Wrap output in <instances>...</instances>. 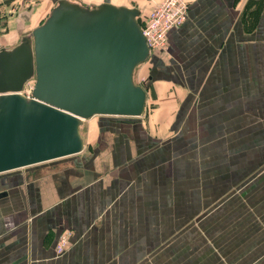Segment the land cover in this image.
<instances>
[{"label":"crops","instance_id":"crops-1","mask_svg":"<svg viewBox=\"0 0 264 264\" xmlns=\"http://www.w3.org/2000/svg\"><path fill=\"white\" fill-rule=\"evenodd\" d=\"M110 1L140 8L141 19L161 0ZM187 1V19L169 29L165 48L149 53L156 55L153 80L148 75L161 105L155 112L168 120H151L146 137L139 123L106 122L123 133L112 138L93 136L91 122L84 153L0 172V264H264L258 220L237 212L241 203H213L222 188L203 180L226 177L225 140L202 139L197 173L191 148L177 149L182 136L166 135L173 102L187 90L209 98L204 112L216 114L202 120L209 133L239 125L264 131V0ZM25 10L30 18L20 26L13 15L16 31L33 20L35 6ZM63 230L69 245L56 254Z\"/></svg>","mask_w":264,"mask_h":264},{"label":"water","instance_id":"water-1","mask_svg":"<svg viewBox=\"0 0 264 264\" xmlns=\"http://www.w3.org/2000/svg\"><path fill=\"white\" fill-rule=\"evenodd\" d=\"M140 12L109 0H57L12 46L0 37V82L21 80L0 89V172L82 151L80 127L95 114H142L150 81L136 83L133 72L150 48Z\"/></svg>","mask_w":264,"mask_h":264},{"label":"rangeland","instance_id":"rangeland-1","mask_svg":"<svg viewBox=\"0 0 264 264\" xmlns=\"http://www.w3.org/2000/svg\"><path fill=\"white\" fill-rule=\"evenodd\" d=\"M78 1L82 4H92L84 0ZM122 1L134 3L131 0ZM56 2L57 0H6L5 2H0V37L5 42H7L9 38L10 40L8 41V44H14V41H17L19 36L23 32L29 31L30 29H32V26L34 27V25L42 22L43 19L48 15L50 9L56 4ZM31 5L35 6L33 20L27 21L24 27H21L18 31H16L13 15L18 16V13ZM43 13L45 14L41 17ZM141 19L139 15L138 20L140 23L142 22ZM155 58V54H149L146 60L136 65L133 72V79L136 83H147L149 80V74L152 75L151 79L153 80L154 75L152 73L155 70ZM20 82L21 80H17L15 82L1 81L0 89L17 87ZM31 82L34 83L33 78L27 80L26 83L28 84ZM201 84L202 82L200 83V85ZM155 85L156 84L154 82L148 85V87L146 88L147 95L149 93V97L146 98L144 110L140 115L95 114L87 118L85 124H82L80 127V130L84 136V140L87 138L86 135L89 131V123L91 122L94 125L97 122L96 129L92 132L93 136L95 137H105L106 133L107 136L111 138L114 134H117L116 136L123 135V133L117 129L113 131L112 126H106V122L114 121L115 123L119 124L120 122L126 120L135 122L136 124L139 123L138 125L141 130H138V132H140L141 137H143V134L146 137L145 132L152 133L153 130L149 126V122H151V120L158 117L159 119L157 122H161L167 121L169 118V115H166V113L162 114L155 112V110H157L158 107L161 106L156 100L155 92H153V89L156 90ZM27 88L29 89L28 85ZM181 91L182 90L180 89V92ZM185 93H188V97H185V94L181 96L179 95L178 98L175 99L176 101L173 102V105L176 108V110L173 112L174 118L172 126L174 129H169L168 131H166V135L170 133L172 134L170 135L171 137L182 136V139L180 137L179 139L185 142V144L178 145L177 149L179 151H186L191 148L188 154H190L194 158L197 173L201 172V160L204 156L203 151L201 152L200 149L207 145H201L203 141L202 139L212 138L213 141L214 138H222L225 140L226 148H228L229 154L228 161H225L223 163V165H225L226 167V177L223 179L216 177L209 178L204 176L203 178L204 182H209V184L207 183L206 185H220L219 187L222 188V193L213 195V199L211 201L213 203H217L227 200L229 203H237L238 205L241 203V208L237 210V212L240 211L244 214L250 213L255 219H257L259 223V232H261V234L264 236V131L260 130V135L259 133H257V131L247 129L246 126L241 127V125H239V128L237 129H235L234 127H231L228 130L214 129L209 133L207 130L202 129V127L204 126L202 124V120H204V118L209 117V115L213 116V118L214 116H216V114L210 112H208L207 114L204 112L209 107V98L194 96L195 92L193 90H187V92ZM163 103L165 106L172 105L170 104L169 100L163 101ZM187 106L188 108H190L189 112L188 109L185 110ZM198 122L201 123L197 124ZM185 125L186 127H188V129L177 130L178 127H182ZM260 125L262 126L263 124ZM98 126H101L106 132L100 135V132L97 129ZM179 132H182V135ZM170 136L169 139H172L170 138ZM86 141L87 140H85V143ZM87 143L88 146L91 147V141L88 140ZM153 144L156 145V143ZM87 149L88 148L86 147L85 151H87ZM214 153L218 156L221 155L216 152H208V154ZM70 157L71 155L54 159L55 161H63L65 159H69ZM218 177L224 176L222 174V176ZM228 212L235 213L236 211L234 209H230ZM255 227L258 229L257 226Z\"/></svg>","mask_w":264,"mask_h":264},{"label":"built area","instance_id":"built-area-1","mask_svg":"<svg viewBox=\"0 0 264 264\" xmlns=\"http://www.w3.org/2000/svg\"><path fill=\"white\" fill-rule=\"evenodd\" d=\"M188 16V2L186 0H161L150 9L141 19L140 28L148 47L165 48L167 46L168 31L171 27L180 26ZM27 82V81H26ZM21 90L30 95L33 85L26 83ZM29 86V89L27 88ZM70 230L59 233L55 252L61 254L69 244Z\"/></svg>","mask_w":264,"mask_h":264},{"label":"flooded vegetation","instance_id":"flooded-vegetation-1","mask_svg":"<svg viewBox=\"0 0 264 264\" xmlns=\"http://www.w3.org/2000/svg\"><path fill=\"white\" fill-rule=\"evenodd\" d=\"M28 13V11H26L25 9H23L21 12H20V14L18 15V18H17V25H21V22H22V20H23V18L26 16V14ZM10 39L8 38V41H9ZM7 41V42H8ZM10 45V44H9ZM13 45V44H12ZM12 45H10V46H12Z\"/></svg>","mask_w":264,"mask_h":264},{"label":"bare ground","instance_id":"bare-ground-1","mask_svg":"<svg viewBox=\"0 0 264 264\" xmlns=\"http://www.w3.org/2000/svg\"><path fill=\"white\" fill-rule=\"evenodd\" d=\"M33 80H34V79H33ZM31 85H33V83H31ZM85 121H86V120H85ZM85 121H84V122H85Z\"/></svg>","mask_w":264,"mask_h":264},{"label":"trees","instance_id":"trees-1","mask_svg":"<svg viewBox=\"0 0 264 264\" xmlns=\"http://www.w3.org/2000/svg\"><path fill=\"white\" fill-rule=\"evenodd\" d=\"M139 21V20H138Z\"/></svg>","mask_w":264,"mask_h":264}]
</instances>
